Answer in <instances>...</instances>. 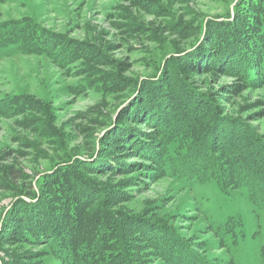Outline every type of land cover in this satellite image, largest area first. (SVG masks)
<instances>
[{
	"label": "rangeland",
	"instance_id": "rangeland-1",
	"mask_svg": "<svg viewBox=\"0 0 264 264\" xmlns=\"http://www.w3.org/2000/svg\"><path fill=\"white\" fill-rule=\"evenodd\" d=\"M262 3L0 0V27L46 36L45 49L0 48V264H61L33 234L42 220L61 226L64 207L69 220L58 191L86 194L78 223L99 243L92 264H168L165 251L264 264V207L233 183L264 180V82L212 58L227 23L252 21ZM161 112L170 129L151 122ZM168 130L195 141L227 192L148 173L144 146Z\"/></svg>",
	"mask_w": 264,
	"mask_h": 264
},
{
	"label": "trees",
	"instance_id": "trees-1",
	"mask_svg": "<svg viewBox=\"0 0 264 264\" xmlns=\"http://www.w3.org/2000/svg\"><path fill=\"white\" fill-rule=\"evenodd\" d=\"M262 4L264 7V3ZM251 13L254 19L250 22H246L245 20L250 16L247 14L246 18L239 17V20L236 19L231 23H227V28L225 26V29L228 32H223L225 38L222 40V44L225 43V46L218 53L214 54V57L212 56L218 62L222 60L228 61L227 63L230 64L232 70L246 77V84L248 85L254 84L259 80L264 82V8L258 11L253 10ZM45 38L46 36L38 33L34 29H27L26 23L24 24L23 22L18 25L8 23L0 27V48L15 46L19 51H31L35 47L45 49ZM237 43L242 44L243 48L248 47L246 53L241 54L237 52ZM162 112L159 113V116L158 113H155L154 117L151 118V122H154L160 130L162 129L164 131L166 127L170 129L176 122L170 125V122L165 117L166 115L163 116ZM163 134L166 137L162 141L154 139L144 146L143 152L154 163L153 167L149 166L150 170L148 173H156L157 171L160 175H171L174 178L197 181L212 179L221 191L227 192L223 180H220L216 171L210 168L211 166L209 167L203 164L204 161L199 160L200 157L196 154L197 148L194 140L186 142V135L184 133L174 132L172 130ZM199 161L200 165H203L201 169H199L197 164ZM256 174L250 172L243 173L242 175L244 176L235 178L233 183L237 187H244L246 189L248 199L252 204L258 207H264V180L258 179L259 177L255 176ZM57 193L62 198V202L65 204L64 206L69 208V220L65 217L67 210L64 207L61 214L63 218V222H61L63 224L60 226V223H58L50 226L49 224H43L44 221L42 220L38 226L39 229L36 231L37 233H33L35 235L34 237L47 239L48 244L59 258L61 264L94 263L99 255V243L92 238L89 239L85 231L80 230L78 223L80 219L78 209L86 194L81 193V191L72 192L71 196L61 191ZM65 195H68L69 198ZM230 221H233L231 223L235 222L238 226L242 225L240 219L237 220L230 217L225 223L227 227ZM155 238L154 236L155 244H163L156 243L159 239ZM163 255L168 264H200L196 262L197 260H192L189 257L184 261L179 259L180 262H177L172 254L169 255L166 251ZM231 262L233 264V261Z\"/></svg>",
	"mask_w": 264,
	"mask_h": 264
}]
</instances>
